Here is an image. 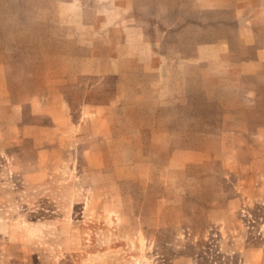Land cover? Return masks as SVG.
I'll list each match as a JSON object with an SVG mask.
<instances>
[{
  "label": "rangeland",
  "instance_id": "1",
  "mask_svg": "<svg viewBox=\"0 0 264 264\" xmlns=\"http://www.w3.org/2000/svg\"><path fill=\"white\" fill-rule=\"evenodd\" d=\"M245 27L264 0H0V264H264V146L210 80Z\"/></svg>",
  "mask_w": 264,
  "mask_h": 264
},
{
  "label": "crops",
  "instance_id": "2",
  "mask_svg": "<svg viewBox=\"0 0 264 264\" xmlns=\"http://www.w3.org/2000/svg\"><path fill=\"white\" fill-rule=\"evenodd\" d=\"M242 33L245 34V37H240V44L238 43V46H235L232 41L226 40L223 42L224 45L222 46V48H224V53L219 54L222 55L224 61L225 59H232L233 56L231 55V51L239 47V56L237 59H233L236 63H227L229 64L227 65L229 67L228 72L231 71V68L236 67L240 69L239 75L233 78V74H218V76L223 75V77L210 80L216 83L215 86L222 88L221 91L225 94L233 96L234 98L236 97L241 101L243 110L237 111L235 108L229 110L228 113H244L245 116L243 117V121L246 124L245 126L247 128L248 126L249 128L254 127L257 130L255 135L256 145L260 147L258 149L260 150L264 146V44L258 43L256 39L251 38L252 31H250L248 27H245ZM199 49L202 51L200 55L207 57L205 62H207L206 60L214 58V47L206 45L199 47ZM248 81L256 83V85L247 86L245 82ZM236 132L237 130L234 129L227 128L224 130L221 134L222 142L219 144L221 148L217 152L183 148L175 150L169 163L162 166L166 177H168L170 170L179 172L194 169L202 173L204 169H213V163L218 160L217 155L234 150L235 145H237L235 141ZM261 153L264 154L263 151H261ZM262 154L255 157L253 160L255 165L253 166L257 172L263 174L264 157ZM146 176L147 175H145V177ZM134 178L139 177L134 175Z\"/></svg>",
  "mask_w": 264,
  "mask_h": 264
}]
</instances>
